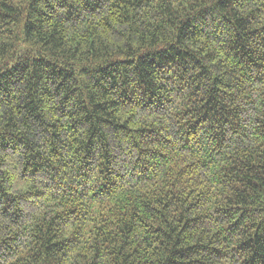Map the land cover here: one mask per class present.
<instances>
[{
	"label": "trees",
	"instance_id": "1",
	"mask_svg": "<svg viewBox=\"0 0 264 264\" xmlns=\"http://www.w3.org/2000/svg\"><path fill=\"white\" fill-rule=\"evenodd\" d=\"M0 264H264V0H0Z\"/></svg>",
	"mask_w": 264,
	"mask_h": 264
}]
</instances>
